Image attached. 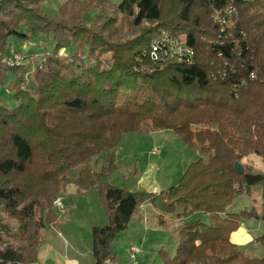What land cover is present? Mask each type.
Listing matches in <instances>:
<instances>
[{"label":"trees","instance_id":"1","mask_svg":"<svg viewBox=\"0 0 264 264\" xmlns=\"http://www.w3.org/2000/svg\"><path fill=\"white\" fill-rule=\"evenodd\" d=\"M46 1L0 0V55L12 38L49 46L29 66L0 68L16 103L0 102V264L36 263L69 186L96 189L108 219L92 227L94 264L119 262L115 239L146 203L176 236L164 264H264L233 240L243 221L264 220V0H67L56 16ZM163 31L185 37L193 63L151 59ZM165 130L201 153L177 186L110 182L125 134ZM256 187L260 210L230 212ZM194 213L210 222L182 221Z\"/></svg>","mask_w":264,"mask_h":264},{"label":"rangeland","instance_id":"2","mask_svg":"<svg viewBox=\"0 0 264 264\" xmlns=\"http://www.w3.org/2000/svg\"><path fill=\"white\" fill-rule=\"evenodd\" d=\"M66 1L67 0H47L43 4V8L47 13L56 16L58 9ZM114 1L117 3L121 2V0ZM96 13L97 11H94L88 15V22L93 19ZM48 47V43L43 36L30 42H24L18 38H12L9 41V52L5 55H0V68L3 65L11 67L7 65L4 60L13 50L20 54L23 59L20 64L15 66L17 68L33 64L34 59L44 56L43 54H45L46 48ZM25 55H29L30 57L25 58ZM0 102L10 108L16 106L12 93L5 85L0 86ZM105 155L106 154H103L98 157L97 162L104 163ZM116 157L118 169L110 177V182H113L116 186L136 192L139 189H145L143 184L151 182L158 184L162 190L177 186L184 175L185 170L192 162L201 157V153L198 150L190 148L173 131L165 130L153 133L125 134L121 140ZM256 162V170L264 173V163H262L260 159H256ZM69 188L70 186L67 187L66 191L58 197L61 198L64 206L63 211L59 213L60 219L63 222V225H61L59 229L64 234L66 233V235L71 236V238L74 239L71 233L67 231L69 226H73L72 229L77 232L80 239H75L74 242H81L84 245L81 244L80 246L81 252L82 254H86L88 249L91 248L88 246L89 243L91 245V241L88 237V233H86L88 231V224L91 223L92 225L100 226L103 217L106 220L104 223H108V219L104 214L100 195L96 189H92L85 194L76 193L74 196H66L64 198V195ZM261 191V187H256L251 197L245 195L238 198L236 203L230 208V212L239 213L241 210L245 208L250 209L252 206H255L260 210ZM2 217L3 216H0V218ZM198 219L210 222L209 216L202 213L191 214L186 219L182 218V221L192 222ZM175 220L176 219L173 218V221ZM242 226L248 228V234L252 239V242L241 245L243 250L253 257H263L264 242L261 237L264 236V220H245L242 222ZM13 227L14 230L15 226L13 225ZM159 227L161 233H158L159 235L155 233L151 234L150 241L147 242L145 247L148 249L151 246L150 244H152L151 240L158 239L157 256L161 259V250L168 252L169 247L172 246L176 248L177 245L176 236L173 234L171 228ZM72 255L73 258L79 259L75 253H72Z\"/></svg>","mask_w":264,"mask_h":264},{"label":"crops","instance_id":"3","mask_svg":"<svg viewBox=\"0 0 264 264\" xmlns=\"http://www.w3.org/2000/svg\"><path fill=\"white\" fill-rule=\"evenodd\" d=\"M148 184L143 185L145 186V189L151 192H160L162 190L155 182ZM76 193L79 194L77 187L70 186L64 195V198L66 196H74ZM156 213L157 212L151 203L143 204L141 207V213L132 219L129 229L116 237L114 250L119 258V262L117 264H164L157 256L158 239L151 240L152 244H150L151 246L148 249L145 247L147 242L150 241L151 234L161 233ZM104 221L106 220L103 217L101 219L100 226L107 224L104 223ZM61 225H63V222L60 219L57 226L50 227L46 230L44 243L39 251L38 259L34 264H94L92 256L91 231L93 226L99 225H92L91 223L88 224V231L86 233H88V237L90 238L91 245L89 243L88 246L91 248L88 249L86 254H82L81 252L80 246L82 243L77 241L74 242L75 239H80L77 232L72 229L73 226H69L67 231L71 233L74 239H72L71 236L66 235V233L64 234L59 229ZM248 233V228L243 226L238 232L233 234L234 242H237L240 245L252 242ZM132 247H137L139 249V253L136 254L134 261L131 258ZM71 252L75 253L79 259L73 258ZM168 253L171 256H174L176 254V248L172 246L169 247Z\"/></svg>","mask_w":264,"mask_h":264},{"label":"built area","instance_id":"4","mask_svg":"<svg viewBox=\"0 0 264 264\" xmlns=\"http://www.w3.org/2000/svg\"><path fill=\"white\" fill-rule=\"evenodd\" d=\"M234 9L232 6L227 7L223 13L232 14ZM223 13H218L222 15ZM221 18V16H219ZM223 22H225L223 20ZM149 55L153 61L160 59H173L177 63H193L195 52L187 45V41L184 36L178 37L169 32L163 31L158 37H156L150 44ZM22 57L14 50L11 54L5 58L4 62L11 67H15L21 63ZM56 210L60 213L63 211V201L61 198H57L55 201ZM139 253L137 247H132L131 258L134 261L136 254ZM106 264H117L110 260L106 261Z\"/></svg>","mask_w":264,"mask_h":264},{"label":"water","instance_id":"5","mask_svg":"<svg viewBox=\"0 0 264 264\" xmlns=\"http://www.w3.org/2000/svg\"><path fill=\"white\" fill-rule=\"evenodd\" d=\"M236 169H237V171H238L239 173H242V172H243V167L240 166V165H237V166H236Z\"/></svg>","mask_w":264,"mask_h":264}]
</instances>
